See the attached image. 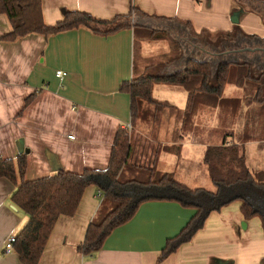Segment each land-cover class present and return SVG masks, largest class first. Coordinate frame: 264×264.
Returning a JSON list of instances; mask_svg holds the SVG:
<instances>
[{
	"label": "crops",
	"instance_id": "crops-1",
	"mask_svg": "<svg viewBox=\"0 0 264 264\" xmlns=\"http://www.w3.org/2000/svg\"><path fill=\"white\" fill-rule=\"evenodd\" d=\"M132 3L138 10L131 27L111 34L80 27L8 41L1 36L11 30V22L0 14V156L26 154L27 179L58 169H106L118 130L131 123V96L121 84L149 73L153 60L154 68L167 72L183 69L188 59L208 61L215 69L222 59L220 42L213 40L219 38L216 35L235 33L231 44H236L240 32L264 38L263 0H42V13L49 25L63 19L66 10L109 20L128 14ZM147 35L151 39H144ZM201 35L213 38L206 44ZM247 46L252 45L242 41L239 48ZM232 48L223 50H229V58L239 65L250 66L255 55L264 54ZM172 52L175 59L167 61ZM58 70L66 74L58 77ZM230 84L225 97L242 98L241 85ZM153 97L171 106L164 107L167 112L156 128H148L146 137L157 144L148 161L155 167L161 163L165 172L190 187L188 179L199 175L210 179L203 158L207 146L216 144L208 138L217 135L220 123L233 125L242 114L235 121L234 113L220 122V100L208 105L202 101L187 120L189 92L178 85L158 83ZM247 128L246 122L230 130L244 133ZM16 188L15 182L0 177V264H22L17 251L5 249L8 238L29 220L12 201ZM99 191L97 185L88 186L75 215L59 217L38 264H264L262 220L246 218L240 200L212 212L189 242L164 258L160 256L167 241L180 233L195 210L177 201L144 202L131 220L113 230L95 256L84 255L78 245L101 205L104 194Z\"/></svg>",
	"mask_w": 264,
	"mask_h": 264
},
{
	"label": "trees",
	"instance_id": "trees-1",
	"mask_svg": "<svg viewBox=\"0 0 264 264\" xmlns=\"http://www.w3.org/2000/svg\"><path fill=\"white\" fill-rule=\"evenodd\" d=\"M137 10V6L132 3L128 14L117 15L109 20L96 18L83 11L66 10L63 19L49 25L43 18L42 0H0V14H6L11 22V30L1 39L12 41L30 33L50 36L80 27L96 33L111 34L131 27L133 12ZM240 34L236 41L254 42L259 39L243 32ZM224 36L227 39L221 43L220 51L227 43L233 42L237 35L230 32ZM259 40L264 43V38ZM232 61L229 57L222 58L213 69L208 61L188 59L183 69L160 74L146 73L123 82L120 87L131 96L132 126L140 113L142 115L145 111L144 101L157 107L171 106L154 99L153 91L158 83L183 86L188 90L189 101L184 111L187 120H191L197 113L202 101L208 105L220 100V108L233 104V121L241 116L242 111L246 114L247 131L235 133L229 130L225 132L220 144L208 145L206 148L203 159L214 189L190 187L178 181L174 173L157 171L153 164L131 162L134 146L131 130L125 128L118 130L109 165L103 170L73 172L58 169L52 175L29 180L26 178V154H20L17 158L0 156V177L16 183L12 201L29 215L28 222L18 232L14 243V250L19 254L22 264L39 263L57 220L62 215H75L83 193L90 185H97L104 196L83 242L78 245L84 255L95 256L115 228L131 220L142 203L152 200L177 201L195 210L180 233L167 241L161 258L189 242L212 212L236 200L242 202L244 216L259 217L264 228V169L251 168L245 151L246 143L253 140L250 129L254 126L247 113L256 112L257 107V114L264 117V98H260L264 89V72L255 76L248 63L239 65ZM232 64L238 66L236 83L243 88V97L230 100L224 93L229 84ZM142 173L148 175L147 178ZM156 173H159L158 177H155Z\"/></svg>",
	"mask_w": 264,
	"mask_h": 264
},
{
	"label": "rangeland",
	"instance_id": "rangeland-1",
	"mask_svg": "<svg viewBox=\"0 0 264 264\" xmlns=\"http://www.w3.org/2000/svg\"><path fill=\"white\" fill-rule=\"evenodd\" d=\"M145 37L146 38H144V39H151V37L148 35ZM215 37H219V38L214 39L211 36L203 35L202 39L204 40L205 43L206 42L210 43L212 38H213V40L219 39V40H221L219 43L220 45L222 42L226 41V39H227L223 35H221V36L216 35ZM162 44H165V47L168 46L169 40L166 39V41H163ZM158 45H159V42H158ZM219 52H221V51H219ZM255 56L258 57V58L256 57L257 60H255ZM255 56L252 57V60L254 59L255 62H253L251 64V66L253 69V74L255 76H259L264 72V54H261V55L257 54ZM174 59H175V52H172V55L169 58V60H168V58H166V60L170 61V62H171V60L173 61ZM153 62L154 63H152L150 68H149V70H151L149 73H158V74L168 73L167 71L160 70L159 67L154 68L156 65L155 63H157V62L155 60H153ZM256 62H259V63H256ZM238 73H239L238 72V66L236 64H232L231 69H230V74H229V83H231L230 84L231 88L232 87L234 88V83H236ZM229 91H230V89L226 90V92H229ZM251 93H254V92H251ZM261 97H264V89H263V94H261L260 98ZM256 105H258V103H256ZM233 106H234L233 104H229L228 106L225 105L224 107H222L220 109V115H221L220 122L223 119H227L229 117L228 115H231V114L233 115L235 113ZM143 109H145L144 113H142V115L140 113L139 117L137 118L136 122H134L132 129L130 131L132 144L134 146L131 162L139 163V164H152L153 161L150 162L148 160L152 158L150 153L156 147L157 144L155 143L154 139L150 140L149 138L146 137V135L148 133L147 131H148V128H153V127L156 128L158 121L163 117V113L166 114L167 110L164 107H156V109H157V111H156L157 114H156L155 106L152 104H148L147 101L143 102ZM246 110H248V109L246 108ZM249 114H250V111L247 113V116L250 117V119L252 120V125H254L251 129L249 128L251 130L250 131L251 139H253L254 141L250 140L249 142L246 143L247 146H245L246 147L245 151H246V155H247V163L251 168H262V169H264V117L262 118L257 114V107H256V112H253L250 115ZM246 119H247L246 114L242 111V117H241L239 122H237L233 125H232L231 121L229 124H228V122H224V124H223V122L220 123L219 131H217V135L209 136L208 142L213 143V144H220V142L223 139L225 132H227L231 128L238 130L241 127H244V125H246ZM221 124H223V125H221ZM249 125H250V123H249ZM260 141H263V145H262V142L260 143ZM191 159L195 161V156L191 157ZM190 164H193L191 162V160L188 162V166ZM182 167H183V162H182ZM189 167H191V166H189ZM156 168H157V171H159V172H162V173L165 172L164 167L161 165V163H159ZM176 171L179 172L180 169L177 168ZM197 172H198V170H197ZM187 174L191 175L190 169L187 171ZM142 176L144 178H147L148 175H146L145 173H142ZM158 176H159V173H156L155 177H158ZM178 176H179V173H178ZM177 179L179 180V178H177ZM188 180L190 181V183H191L190 185L192 187L201 186V187H205L208 189H214V184H212L210 179L204 177L203 175H199L198 177L193 178V180H190V179H188Z\"/></svg>",
	"mask_w": 264,
	"mask_h": 264
},
{
	"label": "flooded vegetation",
	"instance_id": "flooded-vegetation-1",
	"mask_svg": "<svg viewBox=\"0 0 264 264\" xmlns=\"http://www.w3.org/2000/svg\"><path fill=\"white\" fill-rule=\"evenodd\" d=\"M260 9H261V11L263 12V15H264V0H263V5H262V7ZM244 42H248V44H251L252 46H250V47H264V43L261 42L259 39H256L254 42L250 41V40L244 41ZM229 44L230 45H225V47L227 48L228 46H232L233 48L231 49V51L233 52L234 50L239 49L240 45L242 44V41L239 40V41L236 42V44L235 43H232V44L229 43ZM235 47H237V48H235ZM256 52H263V51H256ZM218 53H219L220 57H222V58H228L229 55H230L229 54L230 51L227 50V49L226 50H222L221 52H218Z\"/></svg>",
	"mask_w": 264,
	"mask_h": 264
},
{
	"label": "built area",
	"instance_id": "built-area-1",
	"mask_svg": "<svg viewBox=\"0 0 264 264\" xmlns=\"http://www.w3.org/2000/svg\"><path fill=\"white\" fill-rule=\"evenodd\" d=\"M66 73L62 70H58L56 72V75L58 77H63ZM125 129L131 130L132 129V124L129 123L127 125H125ZM71 138H74V136H70ZM101 194V191H99V195ZM16 242V236L12 235L8 238L6 244H5V249L7 252H10L12 250H14V243Z\"/></svg>",
	"mask_w": 264,
	"mask_h": 264
},
{
	"label": "water",
	"instance_id": "water-1",
	"mask_svg": "<svg viewBox=\"0 0 264 264\" xmlns=\"http://www.w3.org/2000/svg\"><path fill=\"white\" fill-rule=\"evenodd\" d=\"M234 51L235 52H242V51H251V52L263 51L264 52V47H249V46H247V47H242V48L236 49Z\"/></svg>",
	"mask_w": 264,
	"mask_h": 264
}]
</instances>
